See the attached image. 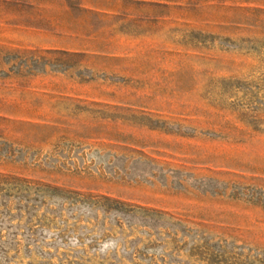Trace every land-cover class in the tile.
<instances>
[{"label":"rangeland","instance_id":"obj_1","mask_svg":"<svg viewBox=\"0 0 264 264\" xmlns=\"http://www.w3.org/2000/svg\"><path fill=\"white\" fill-rule=\"evenodd\" d=\"M0 264H264V0H0Z\"/></svg>","mask_w":264,"mask_h":264}]
</instances>
